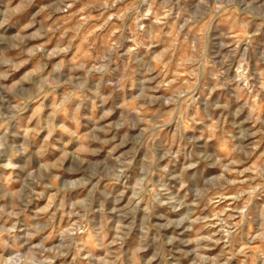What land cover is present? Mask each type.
Returning <instances> with one entry per match:
<instances>
[{
	"label": "rangeland",
	"instance_id": "374dc122",
	"mask_svg": "<svg viewBox=\"0 0 264 264\" xmlns=\"http://www.w3.org/2000/svg\"><path fill=\"white\" fill-rule=\"evenodd\" d=\"M0 264H264V0H0Z\"/></svg>",
	"mask_w": 264,
	"mask_h": 264
}]
</instances>
